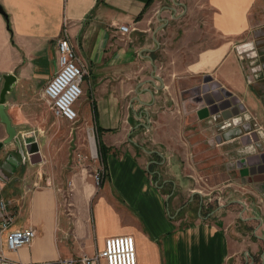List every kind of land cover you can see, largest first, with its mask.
<instances>
[{"label": "crops", "instance_id": "obj_1", "mask_svg": "<svg viewBox=\"0 0 264 264\" xmlns=\"http://www.w3.org/2000/svg\"><path fill=\"white\" fill-rule=\"evenodd\" d=\"M63 36L87 71L75 108L105 176L97 191L90 171L70 177L73 200L91 204L90 215L67 218L58 173L0 167L11 229L36 231L30 247L6 256L56 264L130 235L136 264H264V150H246L264 142V80L248 85L234 52L250 39L264 50V0H0V90L12 87L11 123L20 97L53 76ZM205 87L214 105L230 107L201 118L212 107ZM229 114L262 131L219 129ZM222 185L217 204L209 191Z\"/></svg>", "mask_w": 264, "mask_h": 264}, {"label": "built area", "instance_id": "obj_2", "mask_svg": "<svg viewBox=\"0 0 264 264\" xmlns=\"http://www.w3.org/2000/svg\"><path fill=\"white\" fill-rule=\"evenodd\" d=\"M104 1V0H100ZM118 30L122 34L130 33L128 26L121 25ZM237 58L246 64V81L248 85L264 80V50L255 39L234 47ZM56 68L53 76L45 85L42 95L47 102L54 117L65 120L74 125L79 120L75 106L83 96L82 82L87 74L86 69L78 61L66 36L56 42ZM217 119H214L216 121ZM241 127L244 131H262L261 127L250 119L241 123L240 119L230 118L219 124V129ZM94 136L88 135L89 155L83 156L78 150L75 151V159L80 165L88 158L98 160V151ZM247 153L264 150V142L254 141L247 146ZM104 169L99 166L92 170L94 185L100 187L104 179ZM71 186V182L67 183ZM72 187V186H71ZM223 189L216 187L209 191V197L213 202L221 204L223 201ZM60 191V189H58ZM196 191V190H193ZM210 200V201H211ZM14 213L8 208L5 201L0 200V264H20L6 256V251L16 252L21 248L30 247L36 237V231L32 228L11 229L15 221ZM136 246L134 238L130 235L107 238L103 248L93 256H80L76 258L59 259L56 264H136Z\"/></svg>", "mask_w": 264, "mask_h": 264}, {"label": "rangeland", "instance_id": "obj_3", "mask_svg": "<svg viewBox=\"0 0 264 264\" xmlns=\"http://www.w3.org/2000/svg\"><path fill=\"white\" fill-rule=\"evenodd\" d=\"M47 82L39 89L32 91L33 93L31 95L28 93L20 97V100L23 101V105L20 107V112H18L16 121L11 123L17 126L15 131L22 146V134L36 132V134L39 135L37 145L41 154V162L30 166L24 149V159H22L15 142L12 141L9 144H3V141L8 135L5 126L0 122V144H2L0 147V167L1 169L4 168L5 171L7 165L4 167L3 165L6 164L7 159H9L10 162L17 163V167L21 169L19 170L22 171L19 173V177L23 175L26 168L34 170L38 169L39 171L42 170L45 174L50 173L53 175L54 173H58L62 178L60 185H65L70 177L72 178L74 174H78L81 170L90 171L88 174H92V170L98 167V160L92 161L88 158L84 162H81L80 165L77 163L75 159V151L78 150L85 157L89 155L87 145L88 129L80 115L78 122L74 125L53 116L52 111L42 95L43 88ZM94 140L99 155L98 143L96 142V139ZM75 146H77V148H75ZM99 158L100 157L98 156V159ZM0 171V189L1 187L7 189L8 182L5 178L7 176L2 173V170ZM149 172L152 173L153 169H149ZM29 175L31 176V174ZM83 175H85V171H82V174L78 176V179L82 180L81 177H83ZM154 179L155 176L152 177V181H154ZM79 184H81V188L85 186L84 183L82 185L81 181H79ZM37 186H44V181ZM222 186L218 187L222 188ZM98 189L99 187H94L95 191ZM168 192V187L163 190L165 195L168 194ZM224 192L225 190H223V193ZM0 200L5 201V199ZM74 200L72 197V187L67 186L66 184L64 195L59 200V209L67 214V218L78 217L86 208L90 215L91 201Z\"/></svg>", "mask_w": 264, "mask_h": 264}, {"label": "water", "instance_id": "obj_4", "mask_svg": "<svg viewBox=\"0 0 264 264\" xmlns=\"http://www.w3.org/2000/svg\"><path fill=\"white\" fill-rule=\"evenodd\" d=\"M4 79L6 81L8 79V77H5ZM11 90H12V87H9L8 83H5V85L3 86V88L0 92V122H1V124H3L5 126V130H6V133L8 135V137L3 141V144H9L12 141L15 142L17 147H18V150L22 156V159H24V150H25V154L28 157L29 163L31 165H35V164L41 162V154L39 152V147L37 145L34 133L28 132L26 134L21 135V139L23 142V146H22L18 136L16 135L15 128L11 125L9 118L7 117V115L5 113V110H6L5 106H4L5 97H6V94L9 93ZM204 93L207 94L205 96L207 105L212 106V107H211V109H206V110L202 111L201 113H199V115L204 114L201 116V118L207 117L209 114L213 115L215 113H218L220 111V109L224 110V108L230 107V103L228 101L224 102L222 104H219V105H217V104L214 105V99L212 98V95L209 94V89L207 87L204 88ZM228 117L230 118L231 115L229 114ZM1 146H2V144H0V147ZM8 162H9V159H7V163ZM6 164H4L3 167ZM260 181L264 182V176L262 177V179Z\"/></svg>", "mask_w": 264, "mask_h": 264}, {"label": "trees", "instance_id": "obj_5", "mask_svg": "<svg viewBox=\"0 0 264 264\" xmlns=\"http://www.w3.org/2000/svg\"><path fill=\"white\" fill-rule=\"evenodd\" d=\"M101 150H103V148H101ZM105 176V175H104Z\"/></svg>", "mask_w": 264, "mask_h": 264}]
</instances>
